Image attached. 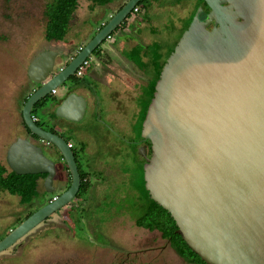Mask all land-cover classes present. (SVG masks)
I'll return each mask as SVG.
<instances>
[{"label": "water", "instance_id": "95a60500", "mask_svg": "<svg viewBox=\"0 0 264 264\" xmlns=\"http://www.w3.org/2000/svg\"><path fill=\"white\" fill-rule=\"evenodd\" d=\"M142 0H128L73 53L47 50L28 66L38 88L22 117L38 138H18L7 161L18 175L46 174L53 192L55 147L72 184L0 240V253L14 246L76 196L81 177L66 141L35 122L32 110L47 102L56 117L78 123L87 100L68 85L76 70L124 23ZM188 29L165 62L141 129L145 188L177 225L176 233L206 264H264V0H203ZM213 24L211 28L209 26ZM57 59L59 62L57 63Z\"/></svg>", "mask_w": 264, "mask_h": 264}, {"label": "rangeland", "instance_id": "374dc122", "mask_svg": "<svg viewBox=\"0 0 264 264\" xmlns=\"http://www.w3.org/2000/svg\"><path fill=\"white\" fill-rule=\"evenodd\" d=\"M50 1L0 0V161L4 165H7L6 152L9 145L18 135L26 134L22 125L21 107L23 94L29 84L27 69L35 53L46 46L45 40H42L46 25L44 10ZM177 2L159 0L150 7L145 6L147 2L139 4L140 8L143 7V13L139 17L147 19L145 25L149 41L136 47L129 56L141 74L149 75L150 87L148 95L137 101L143 106V112L134 134H123L122 129L109 120V110H106L108 103L103 97L102 123L99 124L97 119L90 127H86L94 138L91 143L93 153L84 157L89 161H98L101 165L103 162L106 171L115 177L104 178V194L89 195L88 203L81 207L83 211L68 214L65 220L73 232L74 243L55 240L54 235L51 238L45 234L37 235L25 246L24 253H14L15 256L0 260V264H187L161 238L160 233L147 232L135 226V218L143 209L136 194L145 195L146 189L144 164L138 148L127 142L139 138V131L141 133L154 94L152 86L156 75L201 6V0H182L181 9L176 6ZM84 3L85 1H81L80 6ZM186 3L190 6L185 7ZM197 5L199 6L194 12ZM118 34L119 31H114L112 35L117 39ZM91 36L92 33L87 39ZM105 45L107 43L103 42L101 46ZM86 71L87 67H84L83 73ZM82 78L75 76L72 80L82 82ZM70 83L72 81H68V85ZM35 114L34 112L33 115ZM37 115L44 118L42 113ZM66 137L71 138L74 151L79 157L80 140L72 132L66 134ZM115 169L118 170L119 177L118 172L114 174ZM91 176L96 183L95 175ZM65 210L66 208L62 209L53 219L61 221L65 217ZM27 211L20 206L18 197L7 192L0 194V219L7 221V225H0V231L8 230ZM60 230L55 226L46 232L58 233ZM110 241L117 245V250L110 248ZM144 249L150 250L140 252Z\"/></svg>", "mask_w": 264, "mask_h": 264}, {"label": "flooded vegetation", "instance_id": "af4514ba", "mask_svg": "<svg viewBox=\"0 0 264 264\" xmlns=\"http://www.w3.org/2000/svg\"><path fill=\"white\" fill-rule=\"evenodd\" d=\"M142 1L140 3H142ZM156 1H159V0H151L147 7H150L151 4L154 3V2H156ZM177 1H178L177 2L178 4L176 6L179 7V8H181L182 7V5H181L182 4V2H181L182 0H177ZM203 2L204 1L201 0V6L200 7H202V9H203V11H202V13L200 14V17H199V19L201 21H205L207 19V18H205L204 20L201 19V15L205 11V5L203 4ZM111 4H113V3H111ZM139 4L135 7V8L138 9V11L135 12V10H134L135 8H134L133 11H132V13H131V15L124 21V23L122 25H120L117 28V30H115V31H119V34H124V33H129L131 35L133 34V36L137 40L136 41L137 44H138L137 47H139L140 45H144L145 43H147L149 41V37L146 34V25H145V23H147L146 22L147 19H144V22L142 24L137 23V21H136L138 18L139 19H143V18L139 17V15H142V13H143V12H141L143 10V7L140 8ZM122 6L119 9H117L116 12H114L111 16H113L114 14H116L122 8ZM184 6L185 7H188V6H190V4L189 3H186ZM198 6L199 5H197L195 7L194 12L196 11V9H197ZM168 7H170V6H168ZM45 8H46V6H45ZM209 12H210V10H209ZM44 13H45V10H44ZM207 17H208V15H207ZM46 23H47V19H46ZM212 26H213V24H211L209 26V28H211ZM102 27H103V25H102ZM139 27H141V29H139ZM137 29L139 30L138 33L135 32V30H137ZM119 34H118V36H119ZM113 37H114V35H111L108 38V40L107 41H104V42L108 43V41H110ZM43 39L45 40L46 46L45 47H42L41 50H38L35 53V55H34V57L32 59H34L39 53H41L43 51H47V50H56V51H59L61 53H66L62 49V47L60 45L52 46V44L55 43L56 41H51V42H48L47 41V39H46V25H45L44 37L42 38V40ZM65 40L64 41H61V42L60 41L59 42L57 41V43H59V44L62 43L63 44V43H65ZM114 40H115V38H114ZM82 42H84V41H82ZM86 43H84L82 46H84ZM133 44H134V42H133ZM77 46H78L77 48H74L70 52L73 53V52L76 51V49H79L80 47H82V46H79V45H77ZM103 48H104V46L102 47V50H103ZM135 49H136V47H135ZM135 49H134V51H135ZM96 52L94 53V55L96 54ZM142 53L143 52L140 53L141 56H142ZM66 54H69V53H66ZM93 58H94V56H92L89 59H87V61L89 62V65L87 66V69L90 67V65H92ZM143 59H146V58H143ZM58 62H59V60L57 59V63ZM129 69L132 70L131 72L133 73L134 76L137 75L136 79L139 81V84H140L139 87H138V89H137V94H138V100H140L143 96L146 97L148 95V91H149V87H150L149 75L147 76V75L141 74V71L139 73H137L136 70H135V68L132 67V66L129 67ZM115 72H116V70H115ZM84 74L85 73H83V75ZM75 76H78L77 75V72H75L74 77ZM27 77H28V69H27ZM74 77H71L69 81H72L73 84L74 83H79L77 81L72 80ZM28 82H29V84L27 86V89H26V91L23 94V105L21 107L22 125H23V128H24L26 134L25 135H18L13 140V142L9 145V147L18 138H30L32 141H34L36 143H38V141H39L37 137H34V135H32L31 133H29L27 131V129H26L27 127L25 126L24 121H23V117H22V109H23V106L25 104L24 101H25L26 94H27V92L30 89H32L33 87H36L37 86L36 84H34L33 82H31L29 80V77H28ZM74 91L76 92L75 89H74ZM57 92L62 93L59 90H54L52 92V94L47 99H44V102L41 103V105H43L44 112L47 111V110H49V109L45 108V105H46L47 102L56 101L58 99V98H56V96H53ZM119 101L121 103L123 101V100H121L120 96L118 97L117 102H115L118 105V107H115L114 106V110H116V109H118V108L121 107V106H119V103H118ZM139 103L140 102H138V107H137V112H136L137 113V116H136L135 123H134V126H133V133H134V130H135L136 126L139 124V121H140V118H141L142 112H143V106H140ZM54 110H55V108H54ZM113 112L114 111H112L111 114H110L111 117H108L109 120L111 122H113L117 127H119V128L122 129L123 126L121 127V125L118 124V121L114 117L115 112L114 113ZM54 114H55V117L53 118V121L52 120L51 121L54 124H56V122L64 123V125H65V131L61 132V131H59V129L58 130L55 129L56 128L55 126L54 127H51V128L50 127L45 128V127H43L44 125H42V127L44 129H46L47 131H50V132H52L54 134H57L60 137H62L66 141V143L69 145L70 149L73 150V152L75 154L77 166H78V171H79V174H80V177H81L80 189H79L78 193L76 194V196L73 198V200L70 203H68L65 207L62 208V209L66 208V210L64 211L65 212V217H63L61 219V221H58L57 222L53 218H55V215L58 212H60L62 209H60L56 213L52 214L49 218H47L45 221H43L40 225H38L29 234H27L25 237H23L22 239H20L14 246H12L9 249H7L6 251L0 253V260H4V258H6V257L7 258L8 257H12L14 255V253H15V255H19V254L24 253V250L26 249L25 246L27 244L31 243L32 239L34 237H36L37 235L45 234V236L48 235L50 238L52 237L51 235H54L55 240H58V241L59 240H62L63 242H65V241L67 242L68 241L69 243H74V240H72L73 232H72L71 228H69V226L66 224V220H65L67 218L68 214L69 213L70 214L71 213L74 214L78 210L79 211H83V209L81 210V207H82L83 204L88 203L87 198H88L89 195L94 194V193H96V195H98V194L100 195L101 193H102V195L104 194L105 188L102 191V185H104L106 187V183H105L106 181H105L104 178L105 177L106 178L115 177V175L110 174L109 172L106 171L105 166H104L105 164L103 162H102V165H101L98 161L97 162H95V161H89L88 158H85L84 157L85 155L88 154V153H86V150H85L86 143L83 141V138H82V132H83V127H84L83 126V123H84L83 120L84 119L82 121L78 122V123H74V122H70V121H67L65 119L56 117L55 111H54ZM32 115H33V113H32ZM33 118H34L35 122H39V121H37V119L34 116H33ZM121 121L122 120H120L119 122L121 123ZM70 132H72L74 134V136H76L80 140V144H81L80 154H79L80 155L79 157H81L80 158V161H79V157H77V154L74 151V144L72 143L71 138L70 137L69 138L66 137V134H69ZM138 137H139L138 139H133V140L131 139V140L127 141V142L129 144L135 145L136 148H138L139 151H141V148L142 147H145L146 148V151H147L148 158L151 157L152 151H151V143H150V141L143 140L141 138L140 131H139ZM9 147H8V149H9ZM7 152H8V150H7ZM7 152H6V162H7V165H5V166L8 167L9 170H11L10 167H9V165H8V161H7ZM46 155L49 158H51L54 162H56L57 172H56V175H55L54 181H53V192L52 193H48L47 192L46 186H45V178H46L47 175L46 174H42V176L43 175L44 176L43 177L41 176V178L38 179V186H37V188H38L37 189V192L38 193H37V196L35 197V199L32 201V204H30V205L22 204L21 201H20V198L18 197L19 198V204H20V206L24 207V209L25 210H28V211L22 217L17 218V220H15L13 222V224L11 225L10 228H8V230H6L5 232L4 231H2V232L0 231V240L3 239L4 237H6L10 233L11 230H13L18 225H20L25 220V217L27 215H29L30 212H32V214H33L35 211H37L40 208V206H43V205H45V204L53 201L54 199H56L57 197H59L63 192H65L66 190H68L69 187L71 186V184H72L71 174H70V172H69V170H68L65 162L62 160V157L58 154L56 148L55 147H51L50 150H48V152L46 153ZM139 155H140V157H141V159L143 161V164L145 165V163H146L145 158L140 153H139ZM143 171H144V168H143ZM116 172H118V170L115 169L114 174ZM91 175H95L96 183L93 181ZM119 176L120 175H119V172H118L117 177H119ZM144 182H145V180H144ZM145 191H147V190L145 189ZM2 193H4V192L0 191V194H2ZM144 196L145 195L143 193H140V195L139 194H136L137 201L139 203H142V199L144 198ZM37 207H38V209L35 210V208H37ZM135 221H136V218H135ZM0 225H7V221H5V219H3V218L0 219ZM55 226H56V228L61 229L58 233H55L54 231H51V232H48V233L46 232V230H49V228L50 229H53ZM135 226H136V224H135ZM138 228H140V227H138ZM141 229L144 230V231H147V232H151V233L152 232H158V231H150V230L145 229V228H141ZM158 233H160V232H158ZM160 235H161V233H160ZM161 238H162V236H161ZM163 240H165V239H163ZM166 242L168 243V245L170 247L169 242L168 241H166ZM78 244H81V243H78ZM108 245L110 246V248H112L114 250L117 248V245H114V243H112L111 241L109 242ZM149 250L150 249H144V250H140V252H147Z\"/></svg>", "mask_w": 264, "mask_h": 264}, {"label": "crops", "instance_id": "0c3cea01", "mask_svg": "<svg viewBox=\"0 0 264 264\" xmlns=\"http://www.w3.org/2000/svg\"><path fill=\"white\" fill-rule=\"evenodd\" d=\"M85 1L83 6H80V2ZM127 0H120L113 4L106 6H94L87 0H80L78 8L70 22V30L67 34L65 43H53L52 46L60 45L66 53H71L74 48L82 46L84 43L89 41L99 29L102 28L110 16L116 12ZM177 1V0H176ZM111 7V9H108ZM137 23L142 24L144 19H137ZM143 27V26H142ZM141 29V27H139ZM136 33L139 30H135ZM92 33L91 38L88 40L87 37ZM84 41V42H82ZM137 40L133 34L124 33L114 37L108 41L107 45L102 46L98 49L94 55L92 65L87 69L85 74L82 76V82L70 83V86L74 88L77 94L82 95L87 100V109L83 120V132L82 138L86 143V153H93L91 143L93 142V135L86 127H90L94 121L102 123V97L108 106L106 108L108 117H111V112L114 111V117L121 125L123 134L132 136L133 126L137 116L138 107V94L137 89L139 87V81L136 79L137 75H133L132 70L129 67H136L133 64V60L129 56L135 47L138 46ZM134 42V44H133ZM133 61V62H132ZM146 61V59H144ZM121 63V64H120ZM135 63V62H134ZM137 68V67H136ZM136 70L139 73V70ZM116 70V72H115ZM86 77L88 79H86ZM38 86L30 89L25 99H27ZM56 98H61L63 94L57 92ZM120 96L122 103L119 101L120 108L114 110V106L118 107L115 103ZM41 111V112H40ZM54 108L44 112L43 105L37 107L35 115H33L39 123L44 125L43 127H56L59 131H65L64 123L56 122L54 124L53 118L55 117ZM113 112V113H114ZM42 113L44 118H40L37 114ZM52 120V121H51ZM120 120L121 123L119 122Z\"/></svg>", "mask_w": 264, "mask_h": 264}, {"label": "trees", "instance_id": "16d2710c", "mask_svg": "<svg viewBox=\"0 0 264 264\" xmlns=\"http://www.w3.org/2000/svg\"><path fill=\"white\" fill-rule=\"evenodd\" d=\"M79 1L80 0H52L46 5L44 15L47 19L46 39L48 42H61L66 39V36L70 29V22L78 8ZM87 1L92 3L91 7L93 8L94 6H106L120 0ZM150 1L151 0H143V2H147V5H145L146 7L150 3ZM203 4L205 5V11L201 15V19L207 18V15L209 13V8L204 2ZM164 64L165 63L162 64L159 72L156 75V80L152 86V92L155 91L154 86L156 84V81L159 79V75ZM26 101L27 99H25L24 102ZM42 102H44V100L35 105L32 111L33 114L36 111V108L40 106ZM36 123L37 125L42 127L41 123ZM27 131L29 132L28 129ZM41 176L42 175H18L15 172L9 170V168L3 165L0 161V191L7 192L12 196L19 197L22 204H32V201L35 199L38 193V179L41 178ZM141 204L143 206L142 212L135 221L137 227L145 228L150 231L160 232L162 238L169 242L171 249L174 250L185 263L206 264L188 247L182 237L176 233L177 225L174 219L165 209H163L149 197V193L147 191H145V196L142 199ZM36 209H38V207L35 208V210ZM31 214L32 212H30L29 215L25 217V219Z\"/></svg>", "mask_w": 264, "mask_h": 264}, {"label": "built area", "instance_id": "2783aa9c", "mask_svg": "<svg viewBox=\"0 0 264 264\" xmlns=\"http://www.w3.org/2000/svg\"><path fill=\"white\" fill-rule=\"evenodd\" d=\"M135 12L138 11L137 8L134 9ZM89 65V62L86 60L78 69H77V75L78 76H82L83 75V70H84V67H87Z\"/></svg>", "mask_w": 264, "mask_h": 264}]
</instances>
